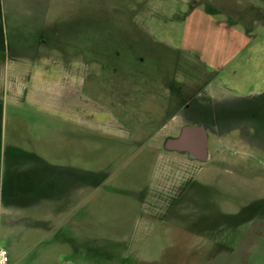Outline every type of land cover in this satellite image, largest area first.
<instances>
[{"label": "rangeland", "instance_id": "374dc122", "mask_svg": "<svg viewBox=\"0 0 264 264\" xmlns=\"http://www.w3.org/2000/svg\"><path fill=\"white\" fill-rule=\"evenodd\" d=\"M190 1L253 19V44L216 82L242 102L253 94L264 114V0ZM187 8V0H0L7 264H264L258 146L249 153L238 132L208 131L198 161L164 147L184 121L150 135L160 108L116 104L119 93L147 86L143 75L199 73L181 43ZM97 102L115 104L113 117Z\"/></svg>", "mask_w": 264, "mask_h": 264}, {"label": "flooded vegetation", "instance_id": "af4514ba", "mask_svg": "<svg viewBox=\"0 0 264 264\" xmlns=\"http://www.w3.org/2000/svg\"><path fill=\"white\" fill-rule=\"evenodd\" d=\"M187 3V11L195 5L200 4L190 0H187ZM204 5L209 7L207 4ZM213 9L224 10L219 7ZM202 74L203 69L200 68L199 73L196 75L193 73L173 71L164 77L161 75L156 76L153 80L143 75L145 82L147 79V86L144 83V85L137 86L136 90L130 89L119 93L118 96H120V99L116 104L122 107L132 105L138 106L139 108L143 107V104H148L160 108L157 111L160 126L152 130L153 132H150V135L158 132L159 129L166 126L165 124L167 122L176 118L185 122L180 128L185 124L202 123L206 128L207 134L208 131L224 133L230 130L233 131L235 128H248L253 119V129L256 131H253V135H257V131L261 127L259 119L264 118V114L261 110L259 111L256 105H253V99H244L246 101L243 102L235 99L229 101L224 99L223 101L213 102L204 93ZM109 104L113 106L114 114L116 111L114 109L115 104L113 105L111 102ZM180 128L178 129L177 126L171 128L173 131L169 130L168 135L170 136L168 137L177 135ZM174 131H176L175 134H173ZM242 132L247 136H251L248 130Z\"/></svg>", "mask_w": 264, "mask_h": 264}, {"label": "crops", "instance_id": "0c3cea01", "mask_svg": "<svg viewBox=\"0 0 264 264\" xmlns=\"http://www.w3.org/2000/svg\"><path fill=\"white\" fill-rule=\"evenodd\" d=\"M250 5L253 7V4ZM184 15L187 16L186 30L185 34L182 35L183 39L181 43L183 48L187 50L186 52L191 54L195 64L203 69L202 83L204 84V93L213 102L223 101L224 99L227 101L239 99V97H229L223 94L224 88L216 82V75L232 59L253 44V37L255 35V32H253V19L246 23L238 20L236 17L233 18L227 10L208 11L207 6L202 3L197 6L195 5ZM66 59L71 58L66 56ZM245 98L253 99V94L245 96ZM97 103H99V106L103 108L105 113H109L113 117L112 105L102 102ZM245 128H235L234 131L249 139L251 142L249 153H253V146L256 145L258 146L256 152L264 155V142L260 140L264 139V136L259 134L253 135L251 132L253 129V119L248 128ZM244 130H248L251 136L244 134L242 132ZM110 133L113 134L112 132Z\"/></svg>", "mask_w": 264, "mask_h": 264}, {"label": "water", "instance_id": "95a60500", "mask_svg": "<svg viewBox=\"0 0 264 264\" xmlns=\"http://www.w3.org/2000/svg\"><path fill=\"white\" fill-rule=\"evenodd\" d=\"M208 134L202 123L185 124L177 135L164 140L167 150L186 152L192 159L204 161L208 156Z\"/></svg>", "mask_w": 264, "mask_h": 264}, {"label": "built area", "instance_id": "2783aa9c", "mask_svg": "<svg viewBox=\"0 0 264 264\" xmlns=\"http://www.w3.org/2000/svg\"><path fill=\"white\" fill-rule=\"evenodd\" d=\"M9 261L8 252L4 248H0V264H7Z\"/></svg>", "mask_w": 264, "mask_h": 264}, {"label": "trees", "instance_id": "16d2710c", "mask_svg": "<svg viewBox=\"0 0 264 264\" xmlns=\"http://www.w3.org/2000/svg\"><path fill=\"white\" fill-rule=\"evenodd\" d=\"M207 10H208V11H215V10H213V9H211V8L209 9L208 7H207Z\"/></svg>", "mask_w": 264, "mask_h": 264}]
</instances>
